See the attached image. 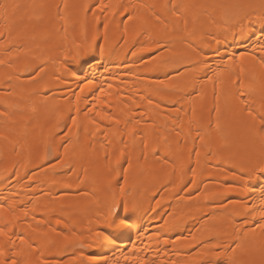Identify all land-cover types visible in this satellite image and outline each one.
Returning <instances> with one entry per match:
<instances>
[{"label": "bare ground", "instance_id": "1", "mask_svg": "<svg viewBox=\"0 0 264 264\" xmlns=\"http://www.w3.org/2000/svg\"><path fill=\"white\" fill-rule=\"evenodd\" d=\"M177 2L195 7L165 29V0H0V226L21 264H264V180L240 175L264 146L226 99L241 68L264 82V25L241 36L230 7L260 0ZM113 202L134 227L108 251Z\"/></svg>", "mask_w": 264, "mask_h": 264}, {"label": "snow or ice", "instance_id": "2", "mask_svg": "<svg viewBox=\"0 0 264 264\" xmlns=\"http://www.w3.org/2000/svg\"><path fill=\"white\" fill-rule=\"evenodd\" d=\"M41 7H46L42 5ZM67 7V5H65ZM155 8L156 6H150ZM195 7V5L188 4V3H178L177 0H165V3L161 5L163 9L162 12H154L153 16L155 21L158 24H163L164 28L167 29L168 23L166 22L167 17L165 13L171 15L175 18L178 22L180 21L187 12ZM230 7L236 9L235 15L240 17V35L242 36L245 31L244 22L247 21L250 25L252 22L253 14H255L256 19L264 25V0H260L259 5L253 4H236L231 5ZM57 8V16H60V6L56 5ZM259 8L260 11L257 13L256 9ZM84 9L87 11L89 10V5L85 4ZM247 9H251L252 11H246ZM241 13H243L241 15ZM129 19L132 17L129 16ZM185 25L187 24V20H184ZM107 28V25H104ZM262 35L261 39H264V29L261 30ZM95 40V37H93ZM221 41L216 40V43L219 44ZM243 43V41H241ZM157 44H160V41H157ZM86 51H90L87 49ZM262 51H264V47H262ZM100 55H103V49H100ZM216 55L220 56L219 50L216 51ZM221 59L223 57L221 56ZM234 59V57H233ZM260 64L264 67V56L260 57ZM42 70V69H41ZM244 69H240V74L236 75V79L232 80L229 79V83L231 85L226 99H228L231 103L234 115L238 116L239 118L243 119L248 127L249 133L251 138L255 141L258 140L262 146H264V82H261L259 85L258 90L253 88L252 85L245 86L244 79L242 78V74ZM82 79V78H81ZM258 92L259 95V104L257 106V101L255 99H250L253 97L255 93ZM217 101H219V96L216 97ZM152 101L149 100V104ZM217 119L216 122L213 123L211 119V111L209 113V120H208V129H215L216 131L221 130V124L219 122L220 116V108L217 105L214 109ZM5 115V113L0 112V116ZM73 124L76 123L75 119H73ZM194 139L203 140V137L198 130ZM123 155V153H121ZM197 155L199 153L197 152ZM131 165L129 164V167ZM240 175L242 178L246 177L247 180H251L253 178L264 180V161L257 164L255 167L245 170L244 168L240 169ZM125 182H126V175H125ZM123 191V188H121ZM262 193H264V188H262ZM3 211V209H0ZM135 208L130 209L126 202H113L111 207L108 209L107 214L103 218L102 223L104 227L100 230L96 231L95 238L93 243L102 249H107L108 251H112L113 249H119L120 243L123 238L127 236L128 239H131L130 233L134 227V220L133 216L130 215V212H134ZM262 229H264V225H260ZM9 225L5 224L0 226V237H7L6 240L0 242V264H21V262L17 259L19 253L16 250L15 241L11 239L9 236ZM21 245L27 244L28 248H32L33 245L30 244L27 240H25L23 235L18 236ZM86 245H81V247H85ZM221 247H224L223 245ZM239 247V244H237ZM227 251V248H225ZM235 251V249H232ZM125 261H127L128 257L125 256ZM82 264H119L118 259H110L107 255L98 254V258L92 259L89 258L86 261H82ZM143 264H149L148 261H144ZM209 264H220V253L217 252L213 261H210Z\"/></svg>", "mask_w": 264, "mask_h": 264}]
</instances>
